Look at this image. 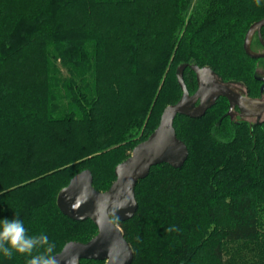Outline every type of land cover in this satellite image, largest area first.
<instances>
[{
    "label": "trees",
    "instance_id": "trees-1",
    "mask_svg": "<svg viewBox=\"0 0 264 264\" xmlns=\"http://www.w3.org/2000/svg\"><path fill=\"white\" fill-rule=\"evenodd\" d=\"M262 19L264 0H0V219L19 214L55 255L93 239L91 220L61 213V190L85 170L110 189L180 100L184 65L190 94L193 65L258 92L244 40ZM227 110L220 99L202 118L175 119L188 161L153 167L135 216L114 220L132 264H264V122L230 125ZM27 259L0 254V264Z\"/></svg>",
    "mask_w": 264,
    "mask_h": 264
},
{
    "label": "water",
    "instance_id": "water-1",
    "mask_svg": "<svg viewBox=\"0 0 264 264\" xmlns=\"http://www.w3.org/2000/svg\"><path fill=\"white\" fill-rule=\"evenodd\" d=\"M263 28L264 19L254 23L246 34L244 50L252 59L264 58V54L254 52L251 47L254 35H261ZM186 68L184 65L177 72L182 91L180 100L165 108L158 128L147 140L136 146L127 160L116 167V180L109 190L97 191L92 172L85 170L77 174L59 193L57 205L63 215L74 221L89 219L98 229V234L87 243H67L62 251L56 254L59 264H81L86 260L101 261L105 264L133 263L134 251L114 220L125 222L135 216L139 207L135 194L137 184L149 176L153 167L167 164L180 169L188 161L189 149L177 137L174 128L178 115L202 118L220 98H226L230 115L233 108L238 107L244 117L257 115L261 118L264 103L241 97L236 92L235 82H221L210 67L191 66L198 85L196 92L191 95L184 80ZM255 79L262 80L258 78V74H255Z\"/></svg>",
    "mask_w": 264,
    "mask_h": 264
},
{
    "label": "clouds",
    "instance_id": "clouds-1",
    "mask_svg": "<svg viewBox=\"0 0 264 264\" xmlns=\"http://www.w3.org/2000/svg\"><path fill=\"white\" fill-rule=\"evenodd\" d=\"M16 217L0 219V254L11 259L14 254L28 257L26 264H59L56 244L44 233L29 235L23 222ZM167 231H178L175 226Z\"/></svg>",
    "mask_w": 264,
    "mask_h": 264
},
{
    "label": "flooded vegetation",
    "instance_id": "flooded-vegetation-1",
    "mask_svg": "<svg viewBox=\"0 0 264 264\" xmlns=\"http://www.w3.org/2000/svg\"><path fill=\"white\" fill-rule=\"evenodd\" d=\"M255 44L262 47V51H257L256 49H254L253 46H255ZM251 47L254 52L264 54V38L262 36V30H261V35H259V33H256L254 35L252 42H251ZM256 60H258L259 62L257 63L255 74H258V78L262 79L260 81L257 80L260 83L259 91L253 93L252 89L248 88L245 84L235 82L237 85L236 92L243 98L253 99L255 101L264 103V58L256 59ZM220 81L223 82L222 80ZM228 83H231V82H228ZM228 83H225V84H228ZM220 99H225L228 103V110L223 115L222 120L227 119L230 125H239V124L245 123V124H248L249 126H253L255 124H261L262 122H264V111L261 113L260 119L258 118L257 115L250 116V117L242 116L241 114L242 112L240 111L238 107H234L232 110V114L230 115L229 114L230 106H229L228 100L226 98H220Z\"/></svg>",
    "mask_w": 264,
    "mask_h": 264
},
{
    "label": "rangeland",
    "instance_id": "rangeland-1",
    "mask_svg": "<svg viewBox=\"0 0 264 264\" xmlns=\"http://www.w3.org/2000/svg\"><path fill=\"white\" fill-rule=\"evenodd\" d=\"M254 47V49H256L257 51H262V47H260V46H258V45H256L255 44V46H253ZM131 155H132V153H131Z\"/></svg>",
    "mask_w": 264,
    "mask_h": 264
}]
</instances>
